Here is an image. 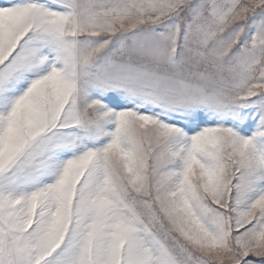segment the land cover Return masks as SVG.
Segmentation results:
<instances>
[{
  "label": "snow or ice",
  "instance_id": "6c2138e0",
  "mask_svg": "<svg viewBox=\"0 0 264 264\" xmlns=\"http://www.w3.org/2000/svg\"><path fill=\"white\" fill-rule=\"evenodd\" d=\"M0 264H264V0H0Z\"/></svg>",
  "mask_w": 264,
  "mask_h": 264
}]
</instances>
